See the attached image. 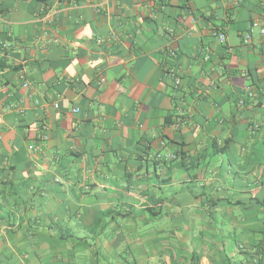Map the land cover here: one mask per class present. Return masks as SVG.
<instances>
[{
	"label": "crops",
	"instance_id": "crops-1",
	"mask_svg": "<svg viewBox=\"0 0 264 264\" xmlns=\"http://www.w3.org/2000/svg\"><path fill=\"white\" fill-rule=\"evenodd\" d=\"M263 18L0 0V264H264Z\"/></svg>",
	"mask_w": 264,
	"mask_h": 264
},
{
	"label": "built area",
	"instance_id": "built-area-1",
	"mask_svg": "<svg viewBox=\"0 0 264 264\" xmlns=\"http://www.w3.org/2000/svg\"><path fill=\"white\" fill-rule=\"evenodd\" d=\"M254 30H258L260 36L264 39V18L260 19V20H255L252 23L251 29L249 30V32L244 37V43L247 44V43H249L251 41ZM218 40H219V42L221 44H223L226 41L225 34H222V33L219 34L218 35ZM171 55L175 56V53L172 52ZM263 64H264V62H263ZM23 79H24V77H23ZM101 83H104L103 79L101 80ZM176 84L177 85L181 84V80L179 78L176 79ZM29 87H30L29 82L24 79L23 88H29ZM248 95L250 97L253 96V94H252V92H250V90L248 91ZM54 106H55V108L59 107V105L57 103L54 104ZM74 111L77 112L78 110H74ZM30 149H32V147ZM158 158H159V160H162V161H165V162H173V161L178 159V156L175 155V154H171V153H165V154H159Z\"/></svg>",
	"mask_w": 264,
	"mask_h": 264
},
{
	"label": "trees",
	"instance_id": "trees-1",
	"mask_svg": "<svg viewBox=\"0 0 264 264\" xmlns=\"http://www.w3.org/2000/svg\"><path fill=\"white\" fill-rule=\"evenodd\" d=\"M175 155H177L178 156V159L177 160H175V161H173V162H177V161H180V163H178L177 165H176V167H178V168H182V167H184L185 165H184V154L183 153H177V154H175Z\"/></svg>",
	"mask_w": 264,
	"mask_h": 264
}]
</instances>
